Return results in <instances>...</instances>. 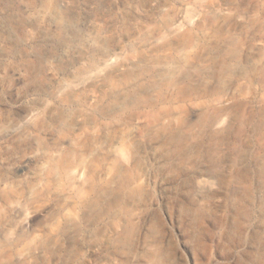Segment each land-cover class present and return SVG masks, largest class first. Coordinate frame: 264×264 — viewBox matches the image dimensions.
Segmentation results:
<instances>
[{"label":"rangeland","instance_id":"1","mask_svg":"<svg viewBox=\"0 0 264 264\" xmlns=\"http://www.w3.org/2000/svg\"><path fill=\"white\" fill-rule=\"evenodd\" d=\"M54 3L42 0L28 33L18 32L16 41L6 38L0 48V245L4 231L11 236V253L37 237H52L63 250L47 262L38 259L39 264H95L110 246H85L62 237L58 226L67 210L95 200L104 185L117 187L127 179V191L139 194L136 201L146 213L143 227L152 220L168 264H250L252 249L242 245L243 239L217 237L221 228L213 220L219 204L194 222L179 214L183 193L179 178L168 172L163 140L194 114L226 106L237 111L247 103L251 121L239 141L247 161L264 154V0H75L70 20L78 37H88L94 21L102 25L112 62L133 82L163 77L166 83L175 80L181 61L193 64L182 89L155 95L153 102L142 97L114 107L113 99L125 93L119 87L95 111L78 98L71 101L101 82L106 69L102 49L74 53L70 47L68 56H60L56 30L43 32ZM33 47L50 54L46 62H53L52 69L42 71L37 64L35 75L20 76L14 67ZM142 60L154 66L148 70ZM107 106L112 110L101 114ZM60 112L70 113V127L56 121ZM118 141L131 150L125 168L113 174L108 145ZM197 184L205 192L217 186L205 175Z\"/></svg>","mask_w":264,"mask_h":264},{"label":"bare ground","instance_id":"2","mask_svg":"<svg viewBox=\"0 0 264 264\" xmlns=\"http://www.w3.org/2000/svg\"><path fill=\"white\" fill-rule=\"evenodd\" d=\"M41 1L0 0V48L2 43L7 42L6 38L16 41L15 34L20 32L24 36L28 33L29 26L38 18L37 10L39 11ZM73 2L75 0H55L51 18L44 25L43 32L56 30V45H60L62 57L70 54L65 51L70 47L74 53H80L87 47H99V50L102 49L100 60L106 65V69L99 84L80 90L71 103L77 102L78 98V102L81 101L84 107L95 111L102 105L106 95L119 87L124 88L125 93L114 96V107L124 105L129 99L142 97L153 102L155 95L171 92L178 86L182 89L189 80L190 76L187 74L193 64L185 59L174 68L175 80L162 83L163 77H158L148 82H143V79H135L133 82L129 72L123 75L124 69L112 62L113 56L107 50L109 38L102 25L94 21L91 34L83 40L78 37L79 29L76 25L72 26L75 20H70ZM24 56L25 59L14 67L20 76H33L40 68L42 71L52 69L53 62H46L50 54L42 48L26 50ZM141 62L148 70L154 66L143 60ZM37 64L41 66L38 69ZM221 64L220 68L224 67V59ZM214 65L218 69L219 63ZM258 65L256 63L255 67ZM115 75L122 76L121 80H114ZM149 104L145 103L146 106H150ZM110 110L112 107H108L106 112L101 110L100 113L107 115ZM249 114L247 103L237 111L226 106L203 115L194 114L176 131L165 135L163 155L168 172L179 178L183 193L179 214L188 216L194 222L203 213L212 210L216 203L219 204L220 214L214 216L213 220V224L221 228L217 237H226L230 242L235 239L241 242L243 239L242 245L252 249L250 264H260L264 256V154L247 161L248 154L246 155L247 152L239 141L243 129L251 121ZM56 116L59 124L64 122L70 127V113L60 112ZM79 116L78 112L75 122L79 120ZM262 116L264 117V113ZM261 122L263 124L264 119ZM157 134L161 136L163 131ZM233 135L234 138L230 141ZM108 149L113 159V174H117V171L120 173L125 168L123 160L128 156L131 145L118 141L109 144ZM203 175L215 179V189L206 192L198 189L197 180ZM128 185V180L122 179L117 187L115 185L112 188L109 184L101 187L95 200L85 201L65 212L58 232L62 237L79 240L85 246L101 247L108 244L110 249L103 252L95 264H168L167 252L161 245L152 220L143 227L147 217L136 201L139 194L128 192ZM3 238L5 242L0 245V264H39L41 261L38 259L47 262L48 256H59L63 250L58 239L37 237L11 253L8 249L11 239L8 231H4Z\"/></svg>","mask_w":264,"mask_h":264}]
</instances>
